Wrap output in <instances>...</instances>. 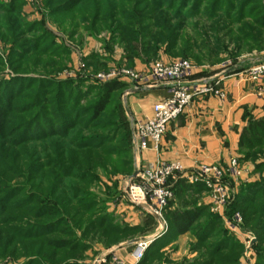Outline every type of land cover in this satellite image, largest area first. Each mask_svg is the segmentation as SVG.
<instances>
[{"label": "rangeland", "instance_id": "1", "mask_svg": "<svg viewBox=\"0 0 264 264\" xmlns=\"http://www.w3.org/2000/svg\"><path fill=\"white\" fill-rule=\"evenodd\" d=\"M120 1L125 5L115 18L89 35L90 13L85 21L75 15L59 24L45 0H0V264H93L95 246H105L96 234L99 221L132 226L117 208L121 202L130 204L121 194L122 180L131 174H119L109 161L123 148L115 143L117 122L111 106L95 111L105 83L125 84L128 73L137 72L131 67L136 60L151 64L163 55L167 60L193 62L191 57L199 56L227 61L252 53L247 47L264 41V30L255 23L264 0ZM74 23L78 26L72 32ZM114 23L119 29L112 31ZM171 31L182 36L174 37L178 49L191 41L194 56L165 52L163 39ZM123 32L131 43L125 50L118 39ZM243 37L247 42L236 49ZM155 47L157 58L142 54ZM39 48L62 64L51 67L45 55L34 51ZM99 74L110 77L105 81ZM149 216L142 217L135 237L153 231L157 221ZM254 217L256 228L242 222L238 237L217 224L206 244L217 241V232L230 239L227 252L213 261L226 256L227 264H264V231L259 229L264 216ZM172 236L168 227L161 229L148 238V248L175 241ZM194 243L177 241L158 251L153 264H203L209 257L202 244H195L191 257L182 253ZM180 244L182 252L173 257ZM111 253L97 261L109 264Z\"/></svg>", "mask_w": 264, "mask_h": 264}, {"label": "crops", "instance_id": "2", "mask_svg": "<svg viewBox=\"0 0 264 264\" xmlns=\"http://www.w3.org/2000/svg\"><path fill=\"white\" fill-rule=\"evenodd\" d=\"M161 57L162 60L168 59L163 55ZM261 61H264V50L256 49H253V52L246 56H237L227 61L222 58L194 60V63L192 62L195 65L194 71L184 82H198L204 79L220 80L219 86L226 93L225 99L220 100L212 95L195 97L183 112L170 122L161 139L158 152L152 149L135 151L131 138L132 173L138 169H143L147 163L154 162L157 159L166 162L177 161L187 173L200 164H217L227 167L232 159H236L238 161L237 174L232 176L226 173L222 178V183L226 187L229 196L228 204L224 209L216 213L212 212L221 218L222 224L227 230H229L227 222L233 216L231 218L228 216V205L233 201L239 188L242 185L264 180V143L255 144L249 148L242 146L240 143L244 135V129L254 122H264L262 82L251 81L240 73L247 66ZM148 66V62L136 60L131 67L135 71L144 72ZM125 85L121 101L123 109L130 119L131 131V123L134 120L150 116L152 106L168 96L172 83L159 81L154 84H146L126 79ZM176 182L178 181H170L173 188H175ZM196 197L198 198V205L208 206L210 210V200L206 188ZM172 201L174 207L180 205L176 196ZM117 208L119 212H123L127 222L132 221V226H142L141 221L144 220L142 217L150 215L142 209L135 208L130 204L125 205L122 202L118 204ZM149 217L153 218L154 222L157 221L151 215ZM156 225H154L151 233L144 232L141 237L134 236L122 239L120 242L108 247L97 243L94 248L95 258L92 263L102 264L97 261L98 258L108 252H113L127 264H133V251L135 248L133 241L143 238L152 239L161 230L158 222ZM237 234L235 235L237 236ZM181 239L182 241H195L189 233H184L173 237L172 241L175 240L173 242L168 243L169 241H166L160 247L156 242L152 246H154L153 249H158L157 252H162L177 241H181ZM157 252L148 257L145 264H153L154 257L158 256L159 252ZM180 252H182V244L179 245L178 251L173 253V257L180 255ZM187 252L190 253L187 256H193L191 249L186 248L182 253L187 254ZM159 261H156V264H164L161 260Z\"/></svg>", "mask_w": 264, "mask_h": 264}, {"label": "trees", "instance_id": "3", "mask_svg": "<svg viewBox=\"0 0 264 264\" xmlns=\"http://www.w3.org/2000/svg\"><path fill=\"white\" fill-rule=\"evenodd\" d=\"M261 1V0H260ZM46 4L51 7V15L56 16V20L58 23H62V21L67 17L73 18L75 15L77 18L81 17V21H85V16L90 13V24L89 27L86 28L85 32L89 35H96L99 29L102 28L106 23L108 24L112 18H115L118 8H121L125 5L123 1L120 0H45ZM261 6L263 7V11L257 16L260 20L255 21L260 29L264 30V4L261 1ZM111 9V10H110ZM259 21V23H258ZM115 24V23H114ZM113 24V25H114ZM72 32H75L77 28V24H71ZM108 28V27H107ZM117 23L114 25V30H118ZM254 29V28H253ZM257 29V28H256ZM128 32H123L118 34V39L120 41V45H124V50L127 49V43H130V40L127 38ZM168 38H164L163 42L166 46L165 52L172 55L177 56H194L193 47L190 45L191 41H186L185 45L182 48H177L175 35H179L177 31H171ZM262 35L261 32H259ZM149 36H146L147 39ZM182 37V36H181ZM148 40H145L143 43L147 44ZM247 42L245 37H243L240 41H237L236 49H239L240 43ZM263 40H261L260 44L252 45L251 47H247V50L256 49V50H264L260 45L263 44ZM193 45V44H192ZM246 45V44H244ZM147 46V45H145ZM244 48V47H243ZM143 55L146 58H157L159 56V48L155 47V51L151 52L149 49H143ZM37 51L38 56H46V60L49 61V65L53 68L54 66L61 65L62 62L59 59L54 60L50 56L49 51H41V49H34ZM40 51V52H38ZM171 55V54H170ZM37 56V55H35ZM195 61H201L199 56L191 57ZM53 59V60H52ZM62 67V66H61ZM60 67V68H61ZM59 68V69H60ZM126 85L123 82L118 81H110L104 84L102 87L103 95L102 98L97 102L95 111L103 110L108 106H111L112 112L110 113L111 118L116 119L115 129H117V136L115 137V143L118 146H122L121 151H118V156L110 157L103 155L102 157H108L109 161H112V167L119 169V174H132L133 171V162H132V144H131V131L129 126V121L123 109L122 102L120 100V94L122 89H125ZM61 105V104H60ZM36 113H40V110H35ZM64 135L63 130L59 133ZM241 145L244 147H253L255 144L264 143V122H254L250 124L246 129H244V135L241 138ZM120 150V149H119ZM116 155V154H115ZM114 158V159H113ZM105 159V158H103ZM205 189V186L197 183V184H187L184 181L176 182L175 188H173L174 198L175 196L178 198V202L180 205L178 207L173 206V201L169 203L164 212V218L167 221L168 232H170L173 236L176 237L178 235H182L184 233H189L194 237L195 243L191 245V250L194 249L196 243L202 244L203 248H205V255L209 257V259L205 260L203 264H227L229 261L228 257H221L223 253L227 252L225 248L228 247L227 238L221 235L220 232L218 234L217 241L213 244H206L210 236L211 232L215 230L217 224L220 225L221 229L223 228L222 220L212 212H210L208 206L198 205V198L196 197L202 190ZM264 180L259 182H254L246 185H242L238 193L235 195L231 204L228 205V216H232L234 213H238L241 218L243 225H251L253 221H255V215L259 214L264 216ZM257 202H261L257 205ZM249 212V213H247ZM151 218V217H150ZM105 222L99 221L96 226V234L100 236V240L104 243L105 246H110L112 244H116L120 242L122 239L134 237V234L137 230L140 229V226H127L124 228L123 226L118 227L117 225L106 226ZM252 228H256L253 224ZM260 231H264V227L259 228ZM94 235V234H93ZM231 235V234H229ZM264 238V234H261ZM232 237V235H231ZM235 240V239H233ZM54 245H61L57 242H51ZM236 248H240V244L235 240L233 243ZM154 246H151L144 254L143 262L140 264H145V261L148 257L152 256L157 250L153 249ZM158 253V252H157ZM221 255L220 257L215 258L216 255ZM171 264V263H170Z\"/></svg>", "mask_w": 264, "mask_h": 264}, {"label": "built area", "instance_id": "4", "mask_svg": "<svg viewBox=\"0 0 264 264\" xmlns=\"http://www.w3.org/2000/svg\"><path fill=\"white\" fill-rule=\"evenodd\" d=\"M194 68L195 65L192 62L177 58L155 60L144 72L128 73L129 79L135 82L154 84L159 81H169L172 83L168 96L152 106L150 116L131 123V138L135 151L152 149L158 152L161 139L170 122L176 119L195 97L212 95L220 100L225 99L226 93L219 86L220 80L204 79L198 82H184L192 74ZM240 73L251 81L262 82V90H264V61L253 63ZM109 77L110 75H98V78L105 81ZM237 167L238 161L232 159L227 167L217 164H200L187 173L177 161L166 162L157 159L147 163L143 169L136 170L134 177L130 175L123 179L121 198L139 209H142L140 206H146L149 214L157 218L161 229H165L168 225L164 212L174 199L173 185L170 181L183 180L187 184L204 185L208 191L210 210L216 213L224 209L229 201L222 178L226 173L236 175ZM241 223V216L235 213L232 220L227 222V228L237 234ZM149 243L148 238L136 240L133 264H137L144 257ZM109 262V264H127L113 252L110 254Z\"/></svg>", "mask_w": 264, "mask_h": 264}, {"label": "water", "instance_id": "5", "mask_svg": "<svg viewBox=\"0 0 264 264\" xmlns=\"http://www.w3.org/2000/svg\"><path fill=\"white\" fill-rule=\"evenodd\" d=\"M136 175V171H134L132 174H131V176H135ZM140 208H142L145 212H148L149 213V210H148V208L146 207V206H140ZM156 220H157V218H155ZM136 242V240H134L133 241V243H135ZM253 243V242H252Z\"/></svg>", "mask_w": 264, "mask_h": 264}]
</instances>
